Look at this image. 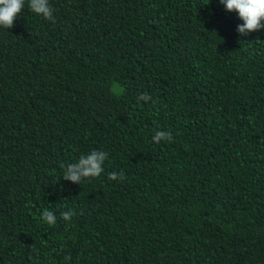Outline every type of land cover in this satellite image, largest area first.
Instances as JSON below:
<instances>
[{"label":"trees","instance_id":"obj_1","mask_svg":"<svg viewBox=\"0 0 264 264\" xmlns=\"http://www.w3.org/2000/svg\"><path fill=\"white\" fill-rule=\"evenodd\" d=\"M48 2L0 26V264H264V20Z\"/></svg>","mask_w":264,"mask_h":264},{"label":"clouds","instance_id":"obj_2","mask_svg":"<svg viewBox=\"0 0 264 264\" xmlns=\"http://www.w3.org/2000/svg\"><path fill=\"white\" fill-rule=\"evenodd\" d=\"M221 2L227 10H235L239 18L244 21L242 25L238 26L241 33L246 30L254 31L261 27L260 22L264 20V0H221ZM24 4L25 0H0V26L6 29L13 27L16 17L24 8ZM28 8L45 19L54 20L53 9L49 6L48 0H28ZM165 135L168 136V141L172 140L171 133L164 132H157L153 139L159 141ZM104 155L103 152L98 153L93 150L92 154L87 155L86 158L81 156L79 163L69 165L67 170L63 172L65 178L75 182L79 180L81 175L98 177L102 171L100 165ZM113 178L110 174L109 179L112 180ZM44 219L49 225L54 224V217L50 211L44 212Z\"/></svg>","mask_w":264,"mask_h":264}]
</instances>
